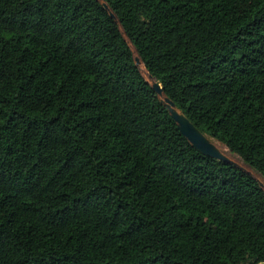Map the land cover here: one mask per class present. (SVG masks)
Listing matches in <instances>:
<instances>
[{"label":"trees","instance_id":"trees-1","mask_svg":"<svg viewBox=\"0 0 264 264\" xmlns=\"http://www.w3.org/2000/svg\"><path fill=\"white\" fill-rule=\"evenodd\" d=\"M132 48L264 178V0H0V264L264 262L263 189Z\"/></svg>","mask_w":264,"mask_h":264},{"label":"water","instance_id":"water-1","mask_svg":"<svg viewBox=\"0 0 264 264\" xmlns=\"http://www.w3.org/2000/svg\"><path fill=\"white\" fill-rule=\"evenodd\" d=\"M100 3H101V6L103 7V9L108 13L109 17L111 19H113L116 23H118L115 15L110 11L107 4L104 2H100ZM134 63H135V66L138 67L140 64V59L138 57H135ZM147 81L151 84L152 90L160 98L161 103L164 105V107L167 109L170 117L176 123L177 128L180 131V133L185 137V139L189 142V144L192 146V148L195 151H197L201 155L210 157L212 159L232 164L238 170L243 171L242 168H240L232 160L225 157L217 149V147L214 145V143H212L210 138H208L201 131H199L198 128L193 123H191L188 118H186L183 114H181L176 109L174 103L170 99H168L167 97L164 96L161 85L158 84L157 82H155L153 80L152 76L147 75ZM161 97H163V98H161ZM247 174H249V173H247ZM258 184H259L260 188H262V185L259 182H258ZM258 264H264V262L258 263Z\"/></svg>","mask_w":264,"mask_h":264},{"label":"rangeland","instance_id":"rangeland-1","mask_svg":"<svg viewBox=\"0 0 264 264\" xmlns=\"http://www.w3.org/2000/svg\"><path fill=\"white\" fill-rule=\"evenodd\" d=\"M99 1H101V0H99ZM132 51L134 53V58L137 57V55L134 52L133 48H132ZM142 66H143L142 63H140L139 66H138V68H139L140 72L142 73V75L144 76V78L147 79V72L144 69V66L143 67ZM211 141H212V143L215 144V141H213V140H211ZM222 148H223L225 154L228 155V158L230 160H232L235 164H237L240 168H242L243 171L249 173L255 180H257L262 185V189L264 191V178H262L258 173H256L255 171H253L246 164H244L243 161L239 157H237V156L229 153V151L227 149H225L223 146H222Z\"/></svg>","mask_w":264,"mask_h":264},{"label":"bare ground","instance_id":"bare-ground-1","mask_svg":"<svg viewBox=\"0 0 264 264\" xmlns=\"http://www.w3.org/2000/svg\"><path fill=\"white\" fill-rule=\"evenodd\" d=\"M142 67H143V66H142ZM161 98H163V97H161ZM214 145L217 147V149H218V150H219V151H220L225 157L228 158V155L225 154L223 148H222L220 145H218L217 143H215ZM228 159H229V158H228Z\"/></svg>","mask_w":264,"mask_h":264}]
</instances>
